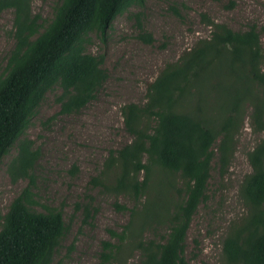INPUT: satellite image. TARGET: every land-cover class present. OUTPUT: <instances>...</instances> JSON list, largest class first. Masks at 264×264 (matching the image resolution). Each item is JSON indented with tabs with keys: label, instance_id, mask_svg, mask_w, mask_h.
I'll return each instance as SVG.
<instances>
[{
	"label": "trees",
	"instance_id": "trees-1",
	"mask_svg": "<svg viewBox=\"0 0 264 264\" xmlns=\"http://www.w3.org/2000/svg\"><path fill=\"white\" fill-rule=\"evenodd\" d=\"M143 4L144 0H61L53 18L42 25L31 14L30 0H2V7L15 9L16 42L0 75V162L15 147L10 164L15 176L27 175L35 161L25 135L47 93L55 87L61 90L57 100L65 113L94 99L108 71L103 56L88 51L92 34L106 37L118 14ZM261 36L255 25L237 30L212 21L210 35L167 64L150 84L145 103L122 107L131 140L110 151L102 184L116 194L146 199L141 209H130L131 219L121 233L110 231L123 242H103L96 264H110L120 255L132 230L138 240L128 239L133 241L129 250L140 251L139 264H189L188 231L209 196L215 157L224 175L248 106L254 130H264ZM146 39L153 40L151 34ZM226 76L229 80L223 79ZM247 158L252 172L239 190L246 210L230 222L222 242L227 264H264V137L247 151ZM33 202V192L26 187L0 214V264H55L54 254L68 225L61 209L40 211ZM118 207L128 209L126 204ZM137 214L146 220L132 229ZM163 224L168 227L165 233L159 230L155 238L144 239Z\"/></svg>",
	"mask_w": 264,
	"mask_h": 264
},
{
	"label": "rangeland",
	"instance_id": "rangeland-1",
	"mask_svg": "<svg viewBox=\"0 0 264 264\" xmlns=\"http://www.w3.org/2000/svg\"><path fill=\"white\" fill-rule=\"evenodd\" d=\"M60 1L30 0L31 14L37 15L38 22L45 25L53 18ZM1 2L0 75L16 42L15 9L2 7ZM212 21L237 30L257 26L264 48V0H144L143 6H133L118 14L106 37L92 34L88 51L102 55L108 71L94 99L78 111L65 113L57 100L61 90L55 87L47 93L26 130L25 136L36 153L27 175L12 173L10 164L17 154L15 147L2 158L1 215L26 187L33 192L36 210L52 207L62 210L68 229L54 254L55 264H96L103 242H123L110 231L121 233L131 219L130 209L138 205L141 209L146 196L134 200L102 184L101 172L110 151L131 140L122 107L132 102L145 103L150 84L167 64L178 61L200 39L210 35ZM148 34L153 40L146 39ZM215 81L216 77L212 78L211 82ZM250 113L248 106L234 157L224 175L219 172L216 157L213 161L209 196L200 204L188 231L185 257L189 264H227L223 238L230 222L246 210L239 190L245 176L252 172L247 151L264 137V130H254ZM120 204H126L128 209L119 208ZM145 220L137 214L132 229L139 228ZM167 228L165 224L159 225L147 232L144 239L155 238L157 231L165 233ZM132 238L138 240L135 230L128 234L124 250L110 264H139L140 251L129 250L133 241L128 239Z\"/></svg>",
	"mask_w": 264,
	"mask_h": 264
}]
</instances>
